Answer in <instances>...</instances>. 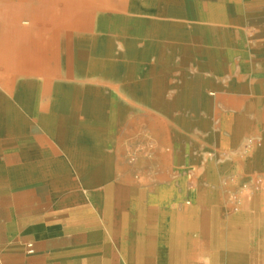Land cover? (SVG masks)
<instances>
[{
	"label": "bare ground",
	"instance_id": "6f19581e",
	"mask_svg": "<svg viewBox=\"0 0 264 264\" xmlns=\"http://www.w3.org/2000/svg\"><path fill=\"white\" fill-rule=\"evenodd\" d=\"M224 1L194 7L186 0H0V145L21 155L16 183L61 191L77 180L105 181V216L111 227L132 230L140 246L134 262H237L243 238L250 245V233L264 231V193L255 208L226 220L210 189L190 199L163 187L149 202L139 195L133 208L121 184L129 166L116 161L131 113L145 116L156 140L161 181L173 162L185 172L195 166L193 147L204 136H194V116L207 115L213 134L206 141L216 154L260 131L264 106L249 98L253 75L230 71L228 52L247 25L264 38V5ZM249 146L243 163L240 150L226 166L207 162L209 181L218 183L238 164L249 169L256 158L264 162V136ZM54 153L62 157L53 159ZM84 162L97 170H77ZM261 238L249 255L264 254Z\"/></svg>",
	"mask_w": 264,
	"mask_h": 264
},
{
	"label": "rangeland",
	"instance_id": "374dc122",
	"mask_svg": "<svg viewBox=\"0 0 264 264\" xmlns=\"http://www.w3.org/2000/svg\"><path fill=\"white\" fill-rule=\"evenodd\" d=\"M186 3L195 7L196 5H222L225 4V1L186 0ZM244 4L259 7L264 5V0H245ZM179 14H181V18H183L184 14ZM190 14L192 15L190 19L194 22V20L197 19L195 12ZM243 14H245V12ZM182 21L186 20L184 19ZM256 33V28L247 25L245 27V35H241L235 39V41L238 40V42L234 43L236 46L228 52L230 57L229 61L234 64L233 67L229 69L233 72L248 69V71L252 73L253 77L251 82L253 83V90L249 93V98L251 97L250 100L259 102L264 106V50H261L264 38L256 37ZM235 36L236 35H234V37ZM255 42H258L257 45H254ZM244 56H247V58L244 59ZM242 65H244L245 68H243ZM194 68L193 66L190 71L195 70ZM188 75L192 76L193 74L191 75L188 73ZM203 76L208 77L209 73L204 71ZM228 113L234 114L233 112ZM253 117L254 116L251 115L252 119ZM130 118L134 122L125 127L122 131L123 138L121 137V146H118L117 149L120 153L117 154L116 161L122 166H129V170L127 169L129 180L127 183H120L122 187H125L127 184L132 187L133 197L131 199V206L134 208L136 207L139 195L145 197V202H149L150 198L153 197L155 188H152L151 185L157 180L158 172L155 171V169L162 166V161L158 158V155L154 154L156 152V140L154 138L150 139V133L147 129L148 125L146 122L141 121L145 120V116L131 113ZM206 118V114L196 115L192 118L194 120V122H192L194 136H204V140L200 138L196 139V143L194 142L195 146L193 147L192 155L195 159V166L193 169L185 172L181 170L179 165L175 166L173 162L171 163L173 170L170 176L167 180L162 181V183L165 188H174L175 195L186 194L185 197H189L190 199H194V197L196 198L200 193L210 189L211 194L208 192V195L213 197L216 202L214 205L220 209L221 218L226 220L231 214H236L243 210L250 211L252 205L255 208L257 200H259L264 193V162H262V159L256 158L254 166L249 169L238 164L234 167L237 171H225V178L218 181V183L209 181V171L206 164L209 161H213L218 167L226 166L231 163L232 157L235 158V156H237L236 153L239 150L241 151L240 163H243L253 152V149H250L249 146L250 141L256 140L259 143L264 136V119L263 123L260 125V131L258 130L250 134L251 136L249 137L251 138L241 137L242 139L237 145L231 146L221 154H216V152L220 151L213 148L212 145H209L210 140L206 141V139H209L207 136L213 134L212 126H210L211 123H208ZM205 136L207 138H205ZM166 151L169 150L167 149ZM53 156V159L56 160L62 157L60 154L57 155L56 153H54ZM20 157L18 154L7 155L5 161L1 160L0 162H3V164L9 168L19 164L21 165L22 158ZM173 157L174 156H172V159ZM37 161H39V159L35 160V162ZM73 161L74 159H72V162ZM68 162L69 164L71 163L70 160H68ZM93 167L97 166L84 162L83 165H80L76 169L80 170L82 168H87L90 170L86 172L87 175H91L94 173L95 168ZM119 178L120 174L117 173L114 175V179L120 180ZM77 182V187L64 188L61 191L45 190L44 185L21 186L19 189L15 188L16 190L5 195L3 200L0 199V222L11 225L26 223L29 225L44 224L52 221H59L80 210H92V206L96 204L95 201H97V205L100 203V201L95 200L94 195L99 196V200H102L101 197L105 195L107 183L103 180H99L97 183L91 185L81 184L80 180H77ZM213 191L216 193L213 194ZM87 192L91 193V195H86ZM63 193L70 194V198L64 203H62L60 198ZM74 193H81V199H72L71 195ZM98 206L103 209L101 204ZM63 242L64 240H56L44 246L35 244V256L38 255L37 253H41L44 257L49 245H61ZM222 262L226 261L222 260L219 264H222ZM199 264H204V262Z\"/></svg>",
	"mask_w": 264,
	"mask_h": 264
},
{
	"label": "crops",
	"instance_id": "0c3cea01",
	"mask_svg": "<svg viewBox=\"0 0 264 264\" xmlns=\"http://www.w3.org/2000/svg\"><path fill=\"white\" fill-rule=\"evenodd\" d=\"M20 153L16 150L5 151L0 145V161H5L7 155ZM21 158V157H20ZM22 163V159H21ZM20 164L7 168L0 162V199L19 189L21 186H35L32 183L23 182L22 185L16 183L15 172L20 168ZM127 183V182H126ZM126 185V184H125ZM144 185V184H142ZM144 187V186H142ZM155 188L153 197H157L164 184L161 180L152 183ZM129 198L130 207L133 197V190L128 184L123 187ZM70 194L60 196L62 203L67 202ZM95 200L100 201L102 208L96 204L92 210H80L75 214L65 217L59 221L40 224H5L0 222V255L4 264H148V262H134V248H140L139 244L133 241L132 230L128 225L119 228L111 227L109 219L105 216V203L110 199L105 195L99 200V196L94 195ZM152 197V200L154 199ZM72 198V195H71ZM85 198V197H84ZM87 199V198H85ZM151 200V199H150ZM126 223V222H125ZM109 227V228H107ZM144 233V232H143ZM146 234V233H144ZM254 236L253 243L249 245V240L243 238V250L237 254V262H222V264H264V254L259 256L249 255L254 252V248L259 244L264 231L258 230L250 233ZM257 236V237H256ZM64 240L61 245H49L45 256L37 253L35 256V244L44 246L52 241ZM33 244L34 252L28 254L26 244ZM142 244H147L142 241ZM247 250V254L246 251ZM176 262H167L175 264ZM198 262L196 264H199ZM205 264V263H204Z\"/></svg>",
	"mask_w": 264,
	"mask_h": 264
},
{
	"label": "built area",
	"instance_id": "2783aa9c",
	"mask_svg": "<svg viewBox=\"0 0 264 264\" xmlns=\"http://www.w3.org/2000/svg\"><path fill=\"white\" fill-rule=\"evenodd\" d=\"M26 251L28 254H32L34 252V249H33V244L29 243V244H26ZM0 264H4L3 263V260L1 258V255H0Z\"/></svg>",
	"mask_w": 264,
	"mask_h": 264
}]
</instances>
